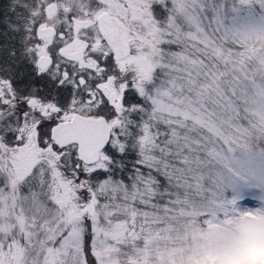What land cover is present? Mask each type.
<instances>
[{
  "label": "snow or ice",
  "instance_id": "1",
  "mask_svg": "<svg viewBox=\"0 0 264 264\" xmlns=\"http://www.w3.org/2000/svg\"><path fill=\"white\" fill-rule=\"evenodd\" d=\"M0 264H264V0H0Z\"/></svg>",
  "mask_w": 264,
  "mask_h": 264
},
{
  "label": "rangeland",
  "instance_id": "2",
  "mask_svg": "<svg viewBox=\"0 0 264 264\" xmlns=\"http://www.w3.org/2000/svg\"><path fill=\"white\" fill-rule=\"evenodd\" d=\"M255 194V190H251L250 192L246 193L244 198L241 200V204L243 206H255L256 201L252 198V196Z\"/></svg>",
  "mask_w": 264,
  "mask_h": 264
}]
</instances>
